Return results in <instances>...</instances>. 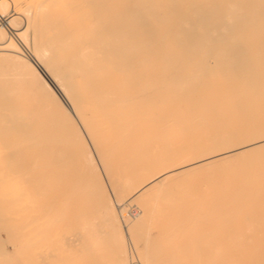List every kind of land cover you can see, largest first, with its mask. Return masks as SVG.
Instances as JSON below:
<instances>
[{"label":"bare ground","instance_id":"bare-ground-1","mask_svg":"<svg viewBox=\"0 0 264 264\" xmlns=\"http://www.w3.org/2000/svg\"><path fill=\"white\" fill-rule=\"evenodd\" d=\"M124 201L141 264H264V0H0V264H131Z\"/></svg>","mask_w":264,"mask_h":264},{"label":"rangeland","instance_id":"rangeland-1","mask_svg":"<svg viewBox=\"0 0 264 264\" xmlns=\"http://www.w3.org/2000/svg\"><path fill=\"white\" fill-rule=\"evenodd\" d=\"M12 8H9L7 11H6V14H7V16H6V18H9L10 16H11V14H10V12L12 13V10H11ZM10 15V16H9ZM9 16V17H8ZM23 22L24 21H22V20H17V23H18V29L20 30V31H23V29L25 28V23L23 24ZM17 28V27H16ZM12 31H13V29H12ZM22 44L25 46V48L27 47L23 42H22ZM29 47H27L26 49H28ZM29 50H31V49H28V51ZM27 51V50H26ZM87 139H88V137H86ZM91 145V144H90ZM64 148V147H63ZM62 148V149H63ZM57 149V148H56ZM55 149V150H56ZM65 150H67L68 152H67V154H71L70 155V159L67 157V159L65 158L66 156H64L63 154V152H61V156H62V158H64V159H59V158H61V156L59 157L58 155H56L57 157H58V159H57V164L58 165H60L61 166V168L60 169H64L63 168V166L65 167V163L63 164L62 163V160H63V162L64 161H66V163L68 164V166H66L65 168V171L63 170H59V172H58V176H61L62 175V173L64 172H67V173H69V175L67 176L68 177V179H69V181H68V179H67V177H66V173H65V175H62V176H64V179L66 178V180L70 183V185L72 184V186H73V189H74V187L76 186V184H73L75 181H74V179L76 178V182H80L79 180H82L83 182H86L87 181V179L85 178V177H87V175L85 174H83L84 172L86 173V170L84 169L83 170V164L81 163V161H78V159L77 158H75V155H73L74 153H73V150L71 149V148H69L68 147V149H66V147L64 148ZM63 149V150H64ZM91 149H92V151H93V153H94V156H95V158H96V163L98 164V168H99V170H98V173L100 174V176H101V179H102V181L104 182V184L106 185V187H107V189H108V191H109V194H110V196L112 197V199L116 202V199H115V194H114V191H113V184H111L112 182H110L109 181V179L106 177L107 175L105 174V172H104V169H103V167H102V165H101V163H100V161H99V157H98V155L96 154L97 152L95 151V149L93 148V146L91 145ZM59 150V152H60V148L58 149ZM70 150V151H69ZM52 152H53V148H52ZM57 153H58V151H56ZM71 152V153H70ZM54 153V158H55V151L53 152ZM65 155H66V151H65ZM72 155H73V158L75 159H72ZM56 157V158H57ZM69 159V160H68ZM55 160V159H54ZM59 160H61V162L59 161ZM54 162H56V161H54ZM80 163H81V165H80ZM56 164V163H55ZM54 164V165H55ZM66 164V165H67ZM53 165V166H54ZM63 165V166H62ZM55 167H56V165H55ZM54 167V168H55ZM59 167V166H58ZM54 170V169H53ZM55 170H58L57 168L55 169ZM62 173H61V172ZM84 171V172H83ZM60 173H61V175H60ZM55 175H57L56 174V171H55V173H54ZM82 174V175H81ZM54 175V176H55ZM75 177L76 175H78V178H77V176L74 178L73 176ZM84 175V176H83ZM61 176V177H62ZM84 177V178H83ZM55 178V180H57V178L56 177H53V179ZM59 178V177H58ZM80 178H82V179H80ZM63 179V177H62V179H58L57 180V182H58V184H56L57 186L60 184V187L62 186V183L65 181ZM59 180H60V182H59ZM61 181H63L62 183H61ZM66 181V182H67ZM71 181H74V182H71ZM81 181V182H82ZM65 182V185L67 186V183ZM75 182V183H76ZM82 182V183H83ZM68 183V184H69ZM64 184V183H63ZM80 184V183H79ZM85 184V183H84ZM84 184H82L81 185V187H80V185H77L76 186V189H74V191L72 190V192H71V190H70V188H71V186H67V188L69 187V189H67L68 191H70V192H68V193H74L76 190H80V189H82V187H84L85 185ZM64 185V187H66ZM63 187V186H62ZM60 189V188H59ZM62 190H63V188H61ZM66 189V188H65ZM64 191V190H63ZM66 191V190H65ZM64 191V192H65ZM77 193H79L78 191H76ZM75 192V193H76ZM83 192V191H82ZM128 205H127V204ZM118 204V203H117ZM119 209H118V213H119V216H120V219H121V221H122V223H123V227H124V231H125V233H126V235H127V237H128V240H129V244H128V253H129V256H130V262H131V264H141L140 263V260H139V258L137 257L138 256V254H137V249H136V246H135V243H132L133 241H131L130 240V238H129V234H128V228H127V225H126V223H125V221H128V219H130V218H136V217H139L140 216V214H141V209H140V203H133L132 205H129V202L128 201H124V202H120L119 203ZM118 207V206H117ZM123 207V208H122ZM120 208H122L121 209V212H120ZM127 210V211H126ZM99 214V213H98ZM11 213H9V217H11ZM96 219H97V222H98V224H99V226L100 225H102V223H101V221H100V219L98 218V216H97V214H96ZM7 223H9V225L7 224ZM5 225H6V229H4V230H1V231H3V232H1L2 234H0V237H1V239L3 240V241H5L6 243H5V245H6V250H7V252H8V254H9V256H10V254H12V255H14V256H16L17 257V250L14 248V246H12V243L10 242V239H9V228H13V230H16L17 228L13 225H11V222L10 221H8ZM205 224H201L200 225V228H202V226L203 227H205L204 226ZM12 226V227H11ZM196 226L197 225H194L193 227V229H195L196 228ZM214 226V225H213ZM188 227V226H187ZM187 227H184L183 228V230L186 228L187 229ZM191 227V226H190ZM206 227H208V229L209 230H211L212 229V227H211V225L209 224V226H208V224H207V226ZM223 227V226H222ZM225 228H224V230H222V231H217L216 230V232H217V236H216V234L214 235V233H212V235H214V236H216V238H212V236H210V231L208 230H205V231H207V232H205V231H203V232H205V233H207L208 234V236H210L211 238H212V240H214V242L215 241H217V240H220V241H222V237L220 236V233L222 232L223 233V238H224V234H225V232L227 231L226 229L228 228V227H226V226H224ZM145 228V231L144 230H142V231H144L143 233H144V236L146 237V238H149L148 237V235L146 234V232L149 234V232H150V230H149V232H148V230L147 229H151V226L149 225H146L145 227H143L142 229H144ZM147 228V229H146ZM189 228V227H188ZM197 228L198 229H195L194 231H196V230H198L196 233H195V235H191V233H188V232H192V227L190 228L191 230H189V229H187V231H186V236H185V234L184 235H182V237H184V238H189V239H183V240H186V241H188V240H195V241H197V239H199V235L197 236L198 238H194V236H196L197 234H203V232L202 231H199V225L197 226ZM211 228V229H210ZM215 228V227H214ZM214 228H213V230H214ZM218 228H220V227H217V229ZM155 229V231H153V226H152V229H151V231H152V233H154L155 232V234H154V236L156 235V241H158L159 240V237L160 236H158L157 234V231H159V229H157V228H154ZM216 229V228H215ZM223 229V228H222ZM221 230V229H220ZM185 231V230H184ZM5 232V233H4ZM201 232V233H200ZM215 232V231H214ZM215 232V233H216ZM185 233V232H184ZM205 233L203 234V238H202V234L200 235V237L203 239V241H205L206 239L207 240H209L210 238L207 236V237H204V235H205ZM6 234V235H5ZM206 234V235H207ZM153 235V234H152ZM151 235V233H150V236H152ZM192 237L191 239H190V236ZM205 235V236H206ZM229 239H230V236L228 235V233H226L225 234ZM157 236H158V238H157ZM220 236V237H219ZM153 237V236H152ZM152 237H151V240H152ZM181 237V238H182ZM8 238V239H7ZM200 238V240L202 241V239ZM205 238V239H204ZM209 238V239H208ZM225 239L224 238V240H226V241H228L229 239ZM155 239V238H154ZM153 239V241H155ZM178 239H179V237H178ZM177 240V239H176ZM175 240V241H176ZM182 240V239H181ZM200 240H198L199 242H200V245H201V241ZM223 240V241H224ZM178 241H180V239L179 240H177L176 242H178ZM197 241V242H198ZM225 241V242H226ZM131 242V243H130ZM218 242V241H217ZM203 243V242H202ZM10 244V245H9ZM133 244V245H132ZM199 244V243H198ZM173 248V247H172ZM132 255L134 256V258H132ZM15 257V258H16ZM201 257V256H200ZM13 258V257H12Z\"/></svg>","mask_w":264,"mask_h":264}]
</instances>
